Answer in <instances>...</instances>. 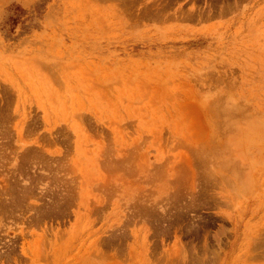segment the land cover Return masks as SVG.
Listing matches in <instances>:
<instances>
[{
    "label": "rangeland",
    "instance_id": "374dc122",
    "mask_svg": "<svg viewBox=\"0 0 264 264\" xmlns=\"http://www.w3.org/2000/svg\"><path fill=\"white\" fill-rule=\"evenodd\" d=\"M0 264H264V0H0Z\"/></svg>",
    "mask_w": 264,
    "mask_h": 264
},
{
    "label": "bare ground",
    "instance_id": "6f19581e",
    "mask_svg": "<svg viewBox=\"0 0 264 264\" xmlns=\"http://www.w3.org/2000/svg\"><path fill=\"white\" fill-rule=\"evenodd\" d=\"M225 108H226V107H225ZM221 112H222V111H221ZM222 113H223V112H222ZM232 114H233V113H232ZM226 117H227V116H226ZM225 120H226V118H225ZM231 121H232V120H231ZM231 121H230V122H231ZM233 121H234V120H233ZM233 121H232V122H233ZM225 122H227V121H225ZM228 122H229V121H228ZM228 122H227V123H228ZM235 122H236V121H235ZM233 123H234V122H233ZM237 123H238V122H237ZM237 123H236V124H237ZM225 126H226V124H225ZM227 127H229V126H227ZM227 127H226V128H227ZM234 129L236 130V128H234ZM235 130H234V131H235ZM198 146H199V145H198ZM225 148H226V147H225ZM199 149H200V148H199ZM195 150H196V149H195ZM207 152H208V151H207ZM211 152H212V151H211ZM216 152H218V151H216ZM227 152H228V151H227ZM214 153H215V150H214ZM219 153H220V152H219ZM228 153H231V152H228ZM206 154H208V153H206ZM217 154H218V153H217ZM217 154H215V155H217ZM225 154H226V153H225ZM208 155H209V154H208ZM221 155H222V154H221ZM204 156H206V155H204ZM204 156H203V157H204ZM217 156L221 158V156H219V155H217ZM215 158H216V157H215ZM207 159H209V158H207ZM207 159H206V160H207ZM213 159H214V158H213ZM209 160H210V159H209ZM231 160H232V159H231ZM214 161H215V160H214ZM207 162H208V160H207ZM210 162H211V161H210ZM224 162H225V161H224ZM219 163H220V162H219ZM210 164H211V163H210ZM220 165H221V164H220ZM223 166H224V165H223ZM230 166H231V165H230ZM226 167H227V166H226ZM227 168H228V167H227ZM217 169H218V168H217ZM224 169H225V168H224ZM221 170H222V169H221ZM231 171H232V170H231ZM222 175H223V174H222ZM224 178H225V177H224ZM235 178H236V177H235ZM247 179H249V178H247ZM232 180H233V179H232ZM248 182H249V181H248ZM241 184H242V183H241ZM227 185H228V184H227ZM234 185H235V184H234ZM228 186H229V185H228ZM235 187H236V186H235ZM241 187H242V186H241ZM229 189H230V188H229ZM233 191H234V190H233ZM237 192H238V191H237ZM238 194H239V193H238ZM102 256H103V255H102Z\"/></svg>",
    "mask_w": 264,
    "mask_h": 264
}]
</instances>
